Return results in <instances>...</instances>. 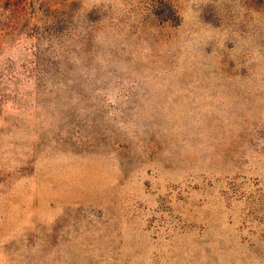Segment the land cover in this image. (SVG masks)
Here are the masks:
<instances>
[{"label":"rangeland","instance_id":"1","mask_svg":"<svg viewBox=\"0 0 264 264\" xmlns=\"http://www.w3.org/2000/svg\"><path fill=\"white\" fill-rule=\"evenodd\" d=\"M0 264H264V0H0Z\"/></svg>","mask_w":264,"mask_h":264}]
</instances>
